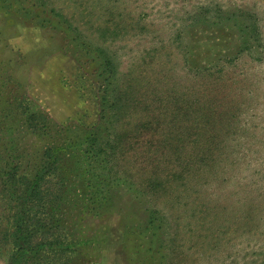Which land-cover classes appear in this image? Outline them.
<instances>
[{"label":"rangeland","instance_id":"1","mask_svg":"<svg viewBox=\"0 0 264 264\" xmlns=\"http://www.w3.org/2000/svg\"><path fill=\"white\" fill-rule=\"evenodd\" d=\"M52 147L58 262L264 264V0H0L1 173Z\"/></svg>","mask_w":264,"mask_h":264},{"label":"trees","instance_id":"2","mask_svg":"<svg viewBox=\"0 0 264 264\" xmlns=\"http://www.w3.org/2000/svg\"><path fill=\"white\" fill-rule=\"evenodd\" d=\"M93 137H98L97 130H91L84 144L89 145L88 140L91 142ZM92 144L94 145L93 142ZM53 148L44 159L42 167L45 170L40 169L37 172L30 171L29 173L21 172L18 169L22 165L16 161L11 167L9 166L8 171L1 173L0 169V184L2 188L4 187L3 191L9 196L4 199L3 203L0 200V207L3 206L2 213L6 211L7 217L12 221L10 226L3 228L6 240H9L10 237L8 264H71L73 259L69 255L65 261L58 262L59 255H63L64 251L73 252L74 250L68 244L70 240L66 243L64 238V233H67V230L64 232L65 227L62 221L67 209L62 208L61 205H55L56 207H54L49 204L51 200L46 201L45 195L42 197V193L48 191V188L42 186L43 180L46 176L49 178L51 172L56 170L57 151H63L62 147H55L57 151L54 153V151L52 152ZM105 151L106 147L105 149H99L100 154ZM94 158H96V154ZM49 165L52 169L49 168ZM64 173H66V168H64ZM87 174L89 175L88 171ZM86 188L87 200L94 201V193H90L89 190V178ZM19 190L20 194L17 193ZM61 191L63 190L52 192L58 193L60 198L64 199V191ZM52 192H50L49 199L57 198V196L52 195ZM96 208L94 206V209ZM86 209L93 210L90 205ZM3 219H5L4 214L0 217V221ZM1 235H3L2 231H0ZM30 242H33V245Z\"/></svg>","mask_w":264,"mask_h":264}]
</instances>
